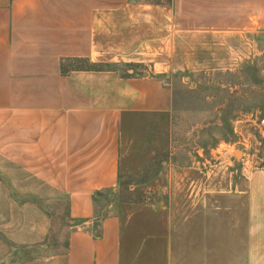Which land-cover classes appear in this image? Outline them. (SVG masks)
<instances>
[{"label": "crops", "instance_id": "crops-1", "mask_svg": "<svg viewBox=\"0 0 264 264\" xmlns=\"http://www.w3.org/2000/svg\"><path fill=\"white\" fill-rule=\"evenodd\" d=\"M255 23L264 30V0H0L3 175L33 197L67 199L66 251L48 264H264V168L223 189L189 167V187L168 192L180 204L155 226L151 214L148 238L145 212L125 221L111 200L125 116L173 109L175 38L245 37Z\"/></svg>", "mask_w": 264, "mask_h": 264}, {"label": "rangeland", "instance_id": "rangeland-1", "mask_svg": "<svg viewBox=\"0 0 264 264\" xmlns=\"http://www.w3.org/2000/svg\"><path fill=\"white\" fill-rule=\"evenodd\" d=\"M254 25L245 37L177 36L173 67L164 76L174 88L173 109L125 116L119 194L111 200L121 205L125 221L145 212L138 222L143 237L153 233L151 214L155 226L166 207L180 204L168 192L189 187V167L203 175L205 188L223 189L234 187L245 170L264 168V30ZM65 65L90 67L86 61ZM4 172L1 165L0 264H48L52 254L66 251L67 199L33 197Z\"/></svg>", "mask_w": 264, "mask_h": 264}, {"label": "trees", "instance_id": "trees-1", "mask_svg": "<svg viewBox=\"0 0 264 264\" xmlns=\"http://www.w3.org/2000/svg\"><path fill=\"white\" fill-rule=\"evenodd\" d=\"M89 65H90V67H88L89 69H92V70H103V68H101L100 64L92 63V64H89Z\"/></svg>", "mask_w": 264, "mask_h": 264}]
</instances>
